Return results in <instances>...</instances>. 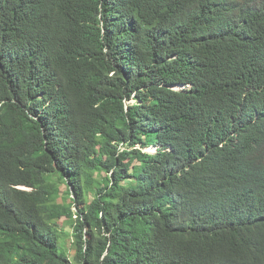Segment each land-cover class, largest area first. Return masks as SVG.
<instances>
[{"label":"trees","instance_id":"trees-1","mask_svg":"<svg viewBox=\"0 0 264 264\" xmlns=\"http://www.w3.org/2000/svg\"><path fill=\"white\" fill-rule=\"evenodd\" d=\"M0 264H264V0H0Z\"/></svg>","mask_w":264,"mask_h":264},{"label":"rangeland","instance_id":"rangeland-1","mask_svg":"<svg viewBox=\"0 0 264 264\" xmlns=\"http://www.w3.org/2000/svg\"><path fill=\"white\" fill-rule=\"evenodd\" d=\"M122 148H124V147H122ZM146 151L150 152V153H155L156 149L155 148H149ZM58 185L61 189V193L57 195L56 200H55L56 203L59 206H67V207L71 206L73 208L74 212L81 211L82 208L72 204V202L70 201V199L66 195V193H65L66 192V186H65L64 182L59 181ZM63 221H64V217L61 220L59 218H56V219H54L53 222H55L56 226L59 229H62L63 228ZM70 228L71 227L69 225L66 228H64L67 232H65L63 242L65 244L66 249L68 250L69 256L71 258H73L75 253H76V247L74 245V241H73V237H72L71 233H68Z\"/></svg>","mask_w":264,"mask_h":264}]
</instances>
